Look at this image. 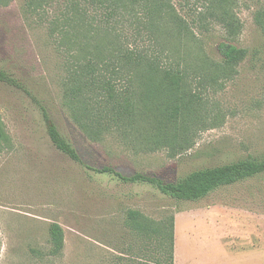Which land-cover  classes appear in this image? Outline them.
<instances>
[{"label": "rangeland", "instance_id": "1", "mask_svg": "<svg viewBox=\"0 0 264 264\" xmlns=\"http://www.w3.org/2000/svg\"><path fill=\"white\" fill-rule=\"evenodd\" d=\"M29 1L0 5V264H116V255L136 245L125 224L129 210L155 221L174 216V264H264V173L189 202L96 171L112 167L125 176L176 181L264 160V33L255 22L264 0H235L242 28L233 40L223 25L199 21L204 10L197 0L171 1L191 34L157 40L167 60L186 65L195 92L188 104L193 120L174 150L149 147L145 131L113 130L99 141L84 135L65 105L67 58L49 24L65 0H51L49 15H26ZM224 43L247 50L246 57L225 67ZM50 123L81 163L55 147ZM53 224L64 235L57 255Z\"/></svg>", "mask_w": 264, "mask_h": 264}, {"label": "trees", "instance_id": "2", "mask_svg": "<svg viewBox=\"0 0 264 264\" xmlns=\"http://www.w3.org/2000/svg\"><path fill=\"white\" fill-rule=\"evenodd\" d=\"M10 1L0 0V5L7 6ZM171 1L65 0V6L54 11L50 31L67 58L65 105L89 140L99 141L104 132L113 130L124 135L145 131L146 143L153 149L182 147L184 132L193 120L188 104L195 92L186 65L167 60L170 56L157 36L182 39L189 37L191 28ZM197 2L204 10L201 23L213 20L223 25L232 40L239 35L242 25L235 13V0ZM49 6L51 0H30L24 13L49 15ZM255 22L264 33V12L256 14ZM147 40L151 48L144 46ZM220 51L227 68L238 65L247 55V50L230 43L221 44ZM0 78H4L1 73ZM48 130L55 147L81 163L77 149L57 126L50 123ZM3 140L0 127V143ZM96 171L125 184L154 187L177 201L195 202L224 186L264 173V160L247 159L199 170L176 181L144 173L125 176L112 167ZM125 224L136 245L116 255V264H174L173 215L155 221L129 210ZM50 235L51 253L57 255L64 245L61 226L53 224Z\"/></svg>", "mask_w": 264, "mask_h": 264}]
</instances>
